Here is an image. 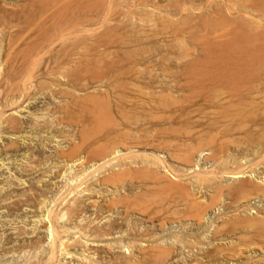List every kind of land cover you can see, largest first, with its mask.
<instances>
[{"label":"bare ground","instance_id":"bare-ground-1","mask_svg":"<svg viewBox=\"0 0 264 264\" xmlns=\"http://www.w3.org/2000/svg\"><path fill=\"white\" fill-rule=\"evenodd\" d=\"M6 1L8 2L9 0H5V2ZM25 1L33 3L31 5H36L35 7H38V9L36 8L37 12L35 11L37 14H34V18H32L31 22H34V28L36 30L35 33L41 36L40 39L43 37L45 39H43V41L47 40L48 42L50 40L54 41L61 38L64 39V37L67 38V36H73L74 43H70V45H68L71 46V48L72 45L76 46L77 44L87 42L88 39L86 38L88 37L86 35L88 34H85L84 32H88V28L84 25L85 23H89V21H91L103 24L105 20L108 21L109 19H112V17L116 18V15L120 13L119 7L123 4L122 0ZM143 1L144 0H142V2ZM146 1L147 0H145V3L143 4H146ZM140 2L141 1L139 0V3ZM252 2L253 5H255V3L264 4V0H252ZM31 17L26 16L25 18H28V20H25L30 21L29 19ZM245 20L246 21H241L239 23V27L242 29L241 32L246 35L244 36V34L241 33L243 34V38H249V40L252 38L250 41H258L259 38L264 39V25L251 18ZM25 23L27 24V27L30 24L26 21L24 24ZM21 24L23 27L25 26L23 23ZM13 26H10V28L8 27V29L12 30L8 31L6 29L7 39L9 41H7L5 51H3L4 53L2 52L4 54V58H2V60L4 59L7 61L8 68L5 73H3L4 71L2 72L3 76L0 75V79H2L0 80L2 82V84L0 83V123L6 122L5 128H9L11 131H17L23 126V122L17 118V120L13 118V115L12 117L11 115H6L5 118L4 110L2 108L7 105L9 106V104L17 103L25 96L28 89L32 86L31 83L26 82L27 77L25 76L23 78V75H21L23 73V69L25 68L24 64L27 63L29 67V62L25 60L30 59L28 57H31L30 55L32 52L28 53L31 50H27V46H25L26 42L25 44L23 43L26 49H22L23 46H21V48H19L21 51L19 52L17 47L20 46V44L17 43L18 46L15 45V40L18 38L16 35L24 29L19 25L21 27V31L19 30L20 32H17L16 34L15 32L19 27H14L13 29L11 28ZM112 26L109 25V27L102 28L98 34H95L94 38L89 39L90 42L87 45L94 51L99 50L94 52V56H87L85 59L86 63L89 62L88 60L90 59L94 68L88 67L90 65L87 64H82L83 66L80 65L82 72L79 70L81 73L75 75L73 79H65L67 81L63 86H57V84H44L47 85L45 88L51 92V96L53 95V97H55V94L60 93L61 96H59L61 99L58 98L59 100H54L51 104H49L50 102L45 104L42 108H40V111L37 114H34L33 119L28 125L30 135L32 133L38 134L42 131L44 133L45 131V133H51L52 139L54 138L53 140L56 141L57 144L59 143V139H56V136H61L62 139L67 141L66 146L58 147L53 151V153L43 157L46 161L47 159H54V162L61 160V162H66V165L70 163L64 169L65 172L68 170L66 172V177L64 178L65 180H61L60 185L55 183L58 188L64 187L65 185L67 187L63 188V191L62 189L56 188L55 191L49 189L53 192L51 193L49 190L39 189V186L37 187L33 185V183L35 184V181L33 183L30 181L27 183L26 188L20 192L12 194L13 190L10 192L12 189L10 188L8 192H6V189V191L0 194V204H2L0 206L6 207L7 211L12 209L15 211L22 205L31 206L35 208L34 211L39 212L38 214L33 212V215L38 216L39 221L43 220V222L41 221L42 223L38 226H36V224L32 230V232H34L35 228H37L35 233L42 232L43 234L41 236H38L35 239L24 240L25 242L22 241L21 237L19 239H16V237L11 238L9 241L6 240L5 237V239L1 242L0 253H21L20 256H22V261L18 264H63L61 263L62 261L66 263L68 262V264H99L102 258H104V260L106 259L109 264H132L134 261H152L168 258L170 250H168V252L165 251L169 248L168 246L164 249L163 245V247L161 246L163 248L162 249L158 244L159 248L154 249L155 247L153 248V245L151 244L142 246L141 243H143L142 241L151 242L156 239L155 237L160 236L159 231L164 228L163 226L165 223H172L174 221L180 222L179 219H176L177 216L175 215H177V213H172L174 215H170V210V212L164 211L161 214L162 216L155 219L157 221L158 228L152 229L148 226L143 228L141 226L143 222L142 218L146 219V221L152 222L154 220V212L159 214L162 208H160L161 206L149 207L141 197V187L139 185H135L133 181L128 180L127 178L137 177L141 172V174H144L147 178L153 180V182L159 187H162L165 192L168 189L173 191L172 187H174L176 188L175 190H180L181 194L184 195L188 194L189 187L187 188L184 186V182L181 183L179 181H174L167 175V166L172 167L173 165L165 162L169 158H166L164 155L165 153H161L151 141H143L142 139L147 137H141L140 131H132L133 133H129V131L131 132V127L129 126L130 129L126 127L127 124L124 121L131 125L134 124L136 113H140V110H144L141 109V106L144 105L126 97L124 94L126 93L125 91L128 90H139L140 87L137 83H133V81L126 82L119 75L132 72L137 77L142 72L133 69L122 71L118 69V67H116L117 69H114L113 65L112 67L110 65L112 61L103 60L105 57H102V52H100L102 49H99V47L104 45V38H107L105 36L109 35V32H113L111 31L113 30L111 28ZM115 26L116 25H114V27ZM34 28L32 29L34 30ZM1 29L2 28H0V32H3ZM14 34L16 35L14 36ZM244 40L245 39H243V42ZM249 40L248 43L246 42L247 44L253 42H250ZM254 44L255 43H252V45ZM13 46H16V50H14L15 48ZM81 46H83L84 49V45ZM259 49L255 48V51L252 48L251 50L249 48H243L242 50L238 49V51L231 49V52L230 50L228 52L226 49L224 51L222 50V52L220 51L218 54L219 57H217L218 59L212 67L194 66L195 63L192 61H199L194 57L193 60L189 61V64H186L180 73L185 86H193L186 87L198 90L200 97L198 108L203 111L209 109L212 113V116L206 120L205 125L201 127L200 131L202 133L199 131L197 135V142L201 144L204 143L205 149H208L206 147V142L208 141L207 138L209 139V135L215 130L216 145L214 151L218 154L217 158H214L215 163H217V166L219 167L218 172L214 170H200V167L196 165L197 163L193 161L191 164L189 163V167H179L178 165L176 167L175 165L173 166L178 168L182 173H186L188 171L191 173L194 172L191 185L195 187H199L206 183H209L208 186L211 187L212 183H216L212 194L208 197V201H205L202 206V197L199 200V197L197 198L193 193V196L189 198L190 209L194 211L193 214L198 213L199 210L201 211L203 209L204 210L201 213H204L206 211V207L210 208L213 204H218L221 201V198H224L223 200H228L225 205L228 204L229 206L230 201L235 200L236 202H239L237 205L231 206L232 208L235 207V209L242 205V203L247 205L248 202L250 203V201L255 198H259V200L264 203V51H259ZM15 51L18 53H14ZM20 53L21 55H18V57L24 56L26 58L28 54V59L21 58L20 60L17 57L20 62L14 61L13 58L16 57L14 54ZM35 53L38 55L37 51H35ZM67 53V55L70 56L69 52ZM95 54L99 55L97 56ZM32 55L34 58V54ZM57 55L56 58H53L52 60L56 65L62 62ZM32 60L31 62L34 63ZM5 61L4 64L6 63ZM105 62H109V66ZM18 63L22 66H17L19 69L21 68L20 71L16 68ZM52 68L55 69L53 66ZM52 70H50V72H53ZM50 72H48V74ZM108 72L110 79L107 78ZM26 73L27 71H25V74ZM27 75H29V70ZM19 76H21V79H19L21 83L19 82L18 84L17 78ZM112 76L118 77V79L114 78V80ZM104 77L106 79L101 80V78ZM89 79H92L93 82L91 83ZM174 83V80L171 82L160 81L159 84H165L163 88H159L160 92L163 91L164 88H167L169 91L168 93H170V91L176 87ZM78 88L84 89L86 92L82 95H77L75 94V91ZM89 88H92L91 92L89 91ZM76 101L78 103H76ZM158 105H165V103L159 102L157 103V106ZM100 108L107 111L111 108L112 112L115 111L119 114L120 119L119 121L118 119L116 120L114 123L115 127L111 131L95 139L93 138L91 141L89 140L88 128H90L89 126L95 121V119H98V115H100L99 112H101V110L98 112L97 110ZM191 113V109L187 108L185 112L186 122L191 123ZM189 126L191 128V124ZM206 128H211V131L204 137L203 134L205 130H207ZM40 136L37 146H40V148L43 149L46 146L47 141L45 137L40 138ZM132 138H135L136 140L133 141ZM129 139H132V141ZM32 147L35 148L34 146L27 147L28 156L26 155V158H28L31 163L33 161V163L31 164L27 160L29 163H26V161L23 164L24 166H18V168H22L21 170L24 169L25 172L26 169L36 171L33 168L35 166L38 168L43 161L42 156H40L42 149L40 150L37 147L34 150ZM188 150L189 149L186 151ZM202 150L203 149H200L199 151L202 152ZM188 152L189 154L186 152L183 157L177 154H171V156L175 155L176 157L186 160V162H190L191 157L189 156L191 152L190 150ZM206 154L210 153L206 152ZM119 155H121L120 159L112 163L113 158ZM212 155H215V152H212ZM206 157L208 156L206 155ZM0 159L2 162L1 157ZM243 159L244 161H242ZM75 161L81 162L78 169H73V166L77 165L75 164ZM57 162L53 164L57 166ZM53 164L52 167L54 166ZM105 166L106 168L104 170L102 169L97 174L94 173L98 168H103ZM39 168L38 170H40ZM160 168L161 170H159ZM51 171L52 169L49 172ZM251 171L256 173L257 180L252 178L250 174H247ZM223 174H230L233 177V181L229 184H222L218 182V177ZM36 178V183L38 181H42V179L40 180L41 176L37 179ZM24 181L25 180H23V182ZM127 182H129L130 185L127 184V187L125 188L124 185ZM12 183L13 181L7 180L8 187H10ZM40 185L42 186V184ZM97 186L100 187V189L96 190L95 187ZM103 186H105L104 189H102ZM54 187L56 186L54 185ZM109 187L112 188L113 191L102 197L101 200L97 199L98 197H92L93 194H90V192L93 191L98 192L99 194L104 191L106 192L110 189ZM2 188L3 187L0 186V192ZM122 189L123 192L125 191L124 193H120V190L122 191ZM47 191L52 194H50L51 199H49V196V200L45 198ZM58 192H60V194H58ZM168 192L169 191L166 193L168 194ZM49 201H53V206L45 208L48 204L47 202ZM233 203L235 204L234 201L232 204ZM45 204L46 206H44ZM43 206L45 209L41 210ZM120 208L122 210H120ZM105 211L110 213L103 216ZM258 211L252 210L251 214H237V218L234 220L225 217L219 219L220 226L237 225L242 228V230L245 229V231L249 232L246 237L248 238L245 246L247 249H243V247H241L240 240L243 239L241 236L237 237L238 242L235 241L234 243L232 240V242L229 241L232 243L231 245H233L232 251H226L224 248H218L217 256L220 257L219 261L221 264H225L226 261H229V259L233 260V262L226 264H264V206L263 210ZM188 213H186V215L184 214L185 218ZM11 214L17 215L14 212H11ZM92 214L94 215L91 216ZM181 214L182 213L180 212V215ZM193 214L191 213L189 217ZM194 215L196 216V214ZM106 216L107 218L105 219ZM103 218L105 220L101 221ZM200 219L202 218L199 217V220ZM34 221L37 223L36 219H34ZM3 224V222L0 223V225ZM38 228H42V231H38ZM24 232L27 231L22 226L19 227L18 230L14 231L17 236L24 234ZM121 235H126L127 241L125 243L119 240L118 237ZM243 236H245V234ZM179 237L180 236H178V238ZM111 238H113L114 241L108 242L105 247L97 246L96 243L93 244V242L108 239L111 240ZM178 238L174 237V240L176 239L178 242ZM16 240H18L17 243H15ZM89 240H92V242L89 243ZM138 240L141 242L138 243ZM9 243L11 244L8 245ZM44 243L46 245H44ZM190 244V241L187 242V246L191 247ZM42 246H45V252H43L44 255L40 260V258L37 257V252ZM115 247H119L118 249L121 250L117 252L112 251ZM75 248L80 249V258L77 257L79 258V262L62 260L63 258L73 257L75 255L73 249ZM132 249L136 250L137 255H129ZM205 251L207 253L201 255L204 257V260L207 259L206 257H209L208 251ZM201 256L199 257L201 258ZM0 264L5 263L0 262Z\"/></svg>","mask_w":264,"mask_h":264},{"label":"rangeland","instance_id":"rangeland-1","mask_svg":"<svg viewBox=\"0 0 264 264\" xmlns=\"http://www.w3.org/2000/svg\"><path fill=\"white\" fill-rule=\"evenodd\" d=\"M140 1L142 2V0ZM144 1L141 4V2L139 3V0L137 1L122 0L123 4L121 7H119L120 13L116 15L117 19L112 17V19H109L108 21L105 20L106 22L104 21L103 24L97 22H91V21H89V23H85L84 25L86 26V28H88V32L85 31L84 33L85 34L87 33L89 35V36L86 35L88 37L86 39L89 40L94 38L95 34H98V32L102 30V28L109 27V25L110 26L113 25L111 27L113 29L111 31L113 32L112 33L109 32V35L105 36L107 38H104L105 39L104 45L102 47H99V49H102V51H100L102 52L101 54L102 57H105V59L103 58V60L112 61L111 64L109 62L108 63L105 62V63H107L108 66L110 64L111 67L113 65L114 69H117L116 67H118V69L122 71L133 69L142 72L137 77L132 72L123 73L119 75L126 82L133 81V83L134 82L137 83V85L140 87V89L136 91L134 90L125 91L126 93L124 94L126 95V97L131 98L134 101H137L144 105L141 106V109L144 110H140L141 111L140 113H136V116L134 118V124L131 125L128 122L124 121L127 124L126 127H128L129 129L131 127L130 129L131 132L128 130L129 133H133L134 131H140L141 137H147L142 140L151 141L152 144H154V146H156V148H158V150H160L161 153H165L164 155L166 156V158L169 157L165 162L171 163V165L173 166L175 165V167L177 165L179 167H184V166L189 167L191 162L193 161L197 163L196 165L200 167V170H205V171L214 170L218 172L219 167L217 166V163H215L214 161V158H217L218 155L216 151H214L216 145L215 132H214L215 130L211 132V134L209 135V139L207 138L208 141L206 142L207 144L206 147L208 149H205L204 143L201 144L197 142L198 141L197 135L201 127L205 125L206 120L212 116V113L209 109L203 111L202 109L198 108L200 102L198 90L197 89L193 90L188 88V87H193L190 85H186L188 86L186 87L185 84L183 83V78L180 73L182 69L186 66V64H189V61L193 60L194 57L199 60L198 62L192 61L195 63L194 66L212 67L216 63L220 51L222 52V50L224 51L225 49L228 50V52L229 50L231 52L232 51L231 49H234V51L235 50L238 51V49L242 50L243 48L244 49L249 48L250 50L251 48L253 50L255 48L256 49L260 48L259 51H264V39L259 38L260 41L258 39V41L252 40L253 41L252 42L250 41L252 38L250 40L249 38H245V37L243 38L244 33L241 32L242 29H240L239 27V23L241 21H246L245 19L248 20L250 18L264 25V4L255 3V5H253L252 0H147L146 4H143L145 3ZM6 2L5 0H0V28H2L1 31H3L0 32V57H1L0 75L5 73L8 68L7 61H5L4 59L2 60V58H4L3 51H5V47L7 46V41H9L7 39L8 37H7L6 29L8 31L12 30V29H8V27L10 28V26L16 24L11 28L14 29V27L15 28L19 27L17 28L18 30L15 32L17 34V32L19 33L21 31L20 29L21 28L20 26H22L21 23L25 25L24 27L22 26L24 29L22 30L23 32L21 31L18 35L14 34V36L16 35V37L19 38L15 40L16 41L15 45H17V43L20 44V46L17 45L18 50L19 48H21V46H23L22 49H24L25 46H27L26 47L27 50L28 49L31 50L28 53L32 52V54H34V58L32 54L31 55L29 54L33 58V60L31 57H28L30 58L29 59L30 61L25 60L29 62L28 63L29 67L27 63L26 64L23 63L25 65L23 66L26 69L24 68L23 73L21 74L23 75L22 76L23 78L25 76L27 77L26 82L31 83L32 86L28 89L25 96L17 103L9 104V106L7 105L2 108L4 110L5 118L6 115H11V117L13 115L14 116L13 118L15 119L17 118L21 122H23L22 123L23 126L21 127L23 130L20 128L18 129L19 131L18 130L11 131L9 128H5L6 122L0 123V157L2 158V162H3L2 164V162L0 161V186L3 187L0 194L6 191V189H7L6 192H8L10 188H12L10 192L13 190L12 194H15L16 192H20L26 188L27 183H29L30 181H32L31 183L35 181V184L33 183V185L37 187L39 186L40 187L39 189L42 190L51 189L55 191L56 189H62L63 191V188H66L67 186L65 185L64 187L58 188L57 185L61 184V180L62 181L65 180L64 178L66 177V172L68 170H66L65 172L64 169L70 163L66 165L65 164L66 162L64 163L63 161L61 162V160H58V162L56 161L58 164L56 166L54 165L56 163L54 162L55 161L54 159L52 160L47 159L46 161V159L44 160L43 157L48 156L50 153H53V151L58 147L66 146L67 141L65 139H62L61 136L60 137L56 136V139H59L58 140L59 143L57 144V142L53 140L54 138L52 139L51 133L49 132L45 133V131L44 133L43 131L39 132L41 136L39 133L38 134L32 133L30 135L29 134L30 129L28 125L29 122L33 119L34 114H37L40 111V108H42L45 104L49 102H50L49 104H51V102H53L54 100L61 99L60 93L55 94V97H53V95L51 96V92L48 91L47 88L45 87L48 84H57V86L65 85L64 83H66V81L69 78L73 79L75 75L82 72L81 66H83L84 64L90 65L88 67L94 68V65L92 64V62H90L91 60L89 59L88 60L89 62L86 63L85 59L87 58V56L88 57L94 56L93 55L94 52H97L99 50L94 51L87 45L90 42V40L89 41L87 40V42L82 44H77L76 46L72 45L71 48V46L68 45H70V43H74L73 36H67V38L64 37V39L61 38L54 41L53 40H50L48 42L47 40L43 41L44 38L42 37V39H40L41 36L35 33L36 30L34 28V22L33 23L31 22L32 18H34V14L35 15L37 14L35 13V11L37 12L36 8L38 9V7H35L36 5L35 6L31 5L33 3L27 2L25 0H12V1L9 0L7 3ZM26 16L27 17L32 16L29 19L30 21H27L28 18H25ZM25 21L29 23L31 22L32 24L30 23L31 24L30 25L28 23L29 25L27 27V24L26 23L24 24ZM114 25L116 26L114 27ZM89 27L92 29H90ZM32 28H34V30ZM244 36L246 35L244 34ZM242 38L245 39L244 42ZM246 39H248L252 43H255L254 44L255 46L252 45V43H249L250 45L247 44L248 40ZM25 42L26 44L27 43L29 44L26 45ZM23 43L25 44V46ZM81 45H84V49L83 46ZM14 48H15L14 50H16V46ZM17 51H15L14 53H18ZM20 51L21 50H19V52ZM35 51L38 52V55L35 53ZM67 52H69L70 56L67 55L68 54ZM14 55H16V57L13 59L14 61L17 62H20L21 58L22 59L25 58L24 56L18 57V55H21V53ZM56 55L62 61L57 65L54 64L52 61L53 58L54 59L56 58ZM27 56L25 59H28ZM36 56L38 57V59ZM31 60L34 61V63L31 62ZM4 61L6 62L5 64ZM17 66H21V65H19L18 63L16 65V68H18ZM52 66L55 67V69L52 68ZM20 70L21 68L19 69V71ZM28 70H29V75L31 76L27 75ZM50 70L55 72L54 73L50 72ZM79 70L81 72H79ZM25 71H27L26 74ZM48 72L50 73L48 74ZM108 75L109 72L107 74V78L110 79ZM112 78L118 79V77H113V76ZM17 79H16L17 83L18 84L19 82L21 83V81H19V79H21V76H19ZM102 79L105 80L106 78L104 77L101 78V80ZM173 80L175 81L174 84L176 85V87L173 88L170 91V93H168L169 91L167 88L166 89L164 88V90L160 92L159 88L160 87L163 88L165 86V84H159L160 81L171 82ZM89 81L91 83L93 82L92 79H89ZM0 83L2 84L1 81ZM89 91L91 92L92 88H89ZM85 92L86 90L84 91V89L78 88L75 91V94L82 95ZM159 102H163L165 103V105L157 106V103ZM76 103L78 102L76 101ZM187 108L191 109L192 112L191 123L186 122L185 120L186 118L185 112ZM100 110L101 112H99L100 115H98V119H95V121L92 122L91 125L89 126L90 128H88L89 140L91 141L93 140V138L95 139L111 131L115 127L114 123L116 122V120L118 119L119 121L120 119L119 114L115 111L112 112L111 108H109L108 111L104 109L102 110L100 108L99 110H97V112ZM112 116L115 117L116 119L113 118ZM190 124H191V128L189 126ZM206 129L207 130H205L203 134L204 137L208 132L211 131V128H206ZM34 134L37 136H35ZM39 136L40 138L45 137L47 141L46 146L43 149L40 148V146H37V144L39 143ZM132 139L133 141L136 140L135 138ZM132 139L129 140L132 141ZM30 146H34L35 148L38 147L40 150L42 149L41 150L42 153L40 156H42L43 164L41 163L39 165L40 168L39 167L38 168L40 170H38V168L35 166L37 169L35 167L33 169H35L36 171L26 169L25 172L24 169L23 171L21 170L22 168L20 169L18 168V166L19 167L24 166L23 164L28 160V158H26L28 152L27 147ZM35 148L33 149L35 150ZM187 149H189L191 152L189 156L191 157L190 162L188 161L186 162V160L176 157L175 155L171 156V154H177L183 157L184 153L186 154L187 152V154H189L188 152L189 150L186 151ZM200 149H203L202 152L199 151ZM206 152L210 154H206ZM212 152H215V155H212ZM204 153L208 157H206ZM120 157L121 155L115 156L113 158L112 163L115 162L116 160H119ZM28 161L26 163L29 162L31 163V161L29 162ZM242 161H244V159ZM80 163L81 162L75 161V164L77 165L73 166V169H78L80 167ZM52 164L55 167L54 166L52 167ZM173 166L172 167L167 166V170H168L167 175L170 176L172 180L179 181L181 183L184 182L183 183L184 186H186L187 188L189 187L188 188L189 192L186 195L181 194L180 190L178 189L175 190L176 188L174 187H172L173 191L171 189H168L167 191L169 192L167 194L166 193L167 191L165 192L162 187H159L157 184L153 182V180L147 178L144 174H141V172L137 177L127 178L128 180L133 181L135 185H139L141 187V197L144 199L145 203L149 207L161 206L160 208H162L159 214L154 212L153 214L154 220L152 222L146 221V219L142 218L143 222L141 226L143 228L147 226L152 229L158 228L157 221L155 219H157V217L162 216L161 214L164 211H168V212L171 211L170 215H174L175 213H177V215H175L177 216L176 219L180 220V222L174 221L172 223H165L163 226L164 228L161 231H159L160 236L155 237L156 239L151 242L142 241L143 243H141L142 246L151 244L153 245V248L155 247L154 249L159 248V246L163 247V245H164L163 248L166 249L168 246L172 250L169 248L165 250L167 252L168 250H170L167 259L152 260V261L141 260V261H134L132 264H210V263L221 264L219 261L220 257L217 256L218 248H224L226 251H232L233 245H231L232 244L231 242L232 241L234 243L235 241L238 242L237 237L239 236L243 238L242 240H240L241 247H243V249L244 248L247 249V247L245 246L248 238L246 237L249 232L245 231V229L242 230V228H240L237 225L220 226L219 219L225 217L234 220L237 218V214L239 215L248 214V213L251 214L252 210L254 211L263 210L264 203L261 200H259V198H255L252 199L250 203L249 202L248 204L245 203L247 205H244L242 203V205L237 207L236 210L235 207L232 208L231 206L237 205V203L239 202H236L235 200L230 198L235 202V204L234 203L232 204L233 201H230V206H229L228 204L225 205L226 201L228 200H223L224 198H221V201L218 204L216 205L213 204L210 208L206 207L205 210L207 212L205 211L204 213H201L203 212L204 209L201 211L199 210L198 213H200L201 215L198 213H194L196 214L195 216L193 214L194 211L190 209L189 198L193 196V193L194 196L196 195L197 198L199 197V200L202 197L201 199L203 200V202L201 201V206H202L205 203V201L206 202L208 201V197L212 194L214 185L216 183H212L211 187L208 186L209 183L203 184L199 187L197 186L195 187L191 185V182L193 181L194 172L191 173L188 171L186 173H182L178 168H175ZM50 168L52 169L51 172H49L51 170ZM105 168L106 166L103 168H98L94 173L97 174L102 169L104 170ZM159 170H161V168ZM247 174L248 175L250 174L252 178L257 180L255 172L251 171L250 173L248 172ZM39 175L41 176L40 180L42 179V181L40 182L38 181L39 182L38 184V182L36 183L35 178L36 176L37 178L40 177ZM7 180L13 181L10 187H8ZM23 180H25L26 182L25 181L23 182ZM232 181H233V177L230 174H223L220 175V177H218V182L222 184H229ZM40 184H42V186ZM127 184H129V182L125 183L124 185L125 188L127 187ZM54 185L56 187H54ZM104 188L105 186H103L102 189ZM95 189L98 190L100 189V187L97 186L95 187ZM49 191H47L45 194L46 199H48L50 194L53 193L51 191L50 193ZM112 191H113L112 188H110L108 189V191L106 192L104 191L103 193L100 194L95 191L90 192V194L91 195L93 194L92 197L94 198L98 197L97 199L101 200L102 197L108 195ZM124 192L123 189L122 191L120 190V193H124ZM58 194H60V192H58ZM49 199H51V196ZM52 202L51 201L47 202L48 203V204L46 203L47 206L46 204L44 205L46 206L45 208H49L50 206H53ZM44 206L41 208V210L45 209ZM34 210H35L34 207L22 205L19 209H16L15 211H13V209L7 211L6 207L0 206V223L1 222L4 223L3 225H0V235H1L0 244L3 241V239H5V237L6 240L8 241L11 238H15V237L16 239H19L21 237L22 241L24 240L26 241L41 236L43 234L42 232L35 233L37 228H35L34 232H32L36 224H37L36 226H38L43 222V220H41L42 222L38 220L39 218L38 216L33 215L34 213L35 214L39 213ZM120 210L122 209L120 208ZM11 212H14L20 216L11 214ZM180 212L182 213L181 215ZM108 213L105 211L103 213V216L107 215ZM186 213H188L187 215L188 218L184 217ZM191 213L194 215V216L192 215L193 217L192 216L189 217ZM93 215L94 214H92L91 216ZM182 217L185 219H183ZM199 217H201L203 220L202 219L199 220ZM106 218L107 216L105 217V219ZM34 219H36L37 223H35ZM105 219L103 218L101 221ZM21 226L24 227V229L27 232H24V234L17 236L14 233V231L18 230V228ZM217 226L219 227V229ZM41 229L42 228H38V231H42ZM244 234L245 236H243ZM173 236L175 238H178V236H180L178 238V242L176 239L174 240ZM118 238L123 243L127 241L126 235H121ZM192 240L194 241V243ZM111 241H114L113 238H111V240L108 239V240L93 242V244L96 243L97 246L105 247L108 244V242ZM189 241L191 243L190 244L191 247L187 246V242ZM17 242L18 240L15 241V243ZM88 242L91 243L92 240H89ZM140 242L141 241L138 240V243ZM10 244L11 243H9L8 245ZM44 245L46 244L44 243ZM155 245L158 247H156ZM118 248L115 247V249H113L112 251L115 252L120 251L121 249ZM205 250H207L209 254V257H206L207 258L206 260H204V257L201 256L207 253ZM73 251L75 253L73 257L63 258L62 260L65 261L72 260L74 262H79V258L81 255L80 249L75 248L73 249ZM43 252H45V246L40 247L37 252V257H39L40 260L44 255ZM20 254L13 252L0 253V262L5 264H18L19 262L22 261L21 260L22 256H20ZM129 255L130 256L137 255L136 250L132 249ZM199 256H201V258L203 259H201ZM229 262L232 263L233 260L229 259V261H226V263ZM61 263L68 264V262L66 263L63 261ZM99 264H109V263L106 261V259L104 260V258H102Z\"/></svg>","mask_w":264,"mask_h":264}]
</instances>
